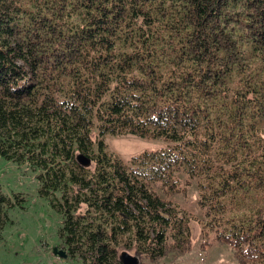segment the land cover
<instances>
[{
	"label": "trees",
	"instance_id": "trees-1",
	"mask_svg": "<svg viewBox=\"0 0 264 264\" xmlns=\"http://www.w3.org/2000/svg\"><path fill=\"white\" fill-rule=\"evenodd\" d=\"M126 135L164 146L124 161ZM0 158L80 264L187 252L192 181L200 245L264 264V0H0ZM23 200L0 189V241Z\"/></svg>",
	"mask_w": 264,
	"mask_h": 264
},
{
	"label": "rangeland",
	"instance_id": "rangeland-1",
	"mask_svg": "<svg viewBox=\"0 0 264 264\" xmlns=\"http://www.w3.org/2000/svg\"><path fill=\"white\" fill-rule=\"evenodd\" d=\"M105 143L112 153L124 161L133 155L164 146L161 141L133 135L107 136ZM0 189L8 195L21 193L24 197L23 201L7 210L8 220L1 231L0 264H80L75 257L53 254L54 247L62 249L58 236L62 217L46 198L38 196L35 174L25 164L18 165L0 158ZM195 197L194 181L190 182L186 195L173 197L195 217L190 223V249L176 257L169 254L156 263L142 260V264H237L226 245L217 242L204 244L203 247L200 245L201 212L196 206Z\"/></svg>",
	"mask_w": 264,
	"mask_h": 264
},
{
	"label": "water",
	"instance_id": "water-1",
	"mask_svg": "<svg viewBox=\"0 0 264 264\" xmlns=\"http://www.w3.org/2000/svg\"><path fill=\"white\" fill-rule=\"evenodd\" d=\"M79 159L84 164L88 163V160H85L82 157H79ZM52 252L54 255H57L59 257H66L65 251H63L62 249H57L56 247H54L52 249ZM121 260H122V264H137L138 263V259L136 256L131 255V254L126 253V252L122 253Z\"/></svg>",
	"mask_w": 264,
	"mask_h": 264
}]
</instances>
